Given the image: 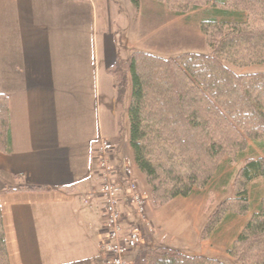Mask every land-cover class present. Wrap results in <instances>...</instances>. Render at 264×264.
<instances>
[{"label": "crops", "instance_id": "crops-1", "mask_svg": "<svg viewBox=\"0 0 264 264\" xmlns=\"http://www.w3.org/2000/svg\"><path fill=\"white\" fill-rule=\"evenodd\" d=\"M111 2L0 0V94L7 97L11 142L9 153L0 152L7 264H106L99 250L105 215L96 151L102 140L113 145L110 160L120 183L122 160L132 158L130 90L119 100L108 70L117 58L149 53L136 50L130 27L134 42L118 54ZM132 178L149 193L134 163ZM23 187L48 191L19 190ZM124 190L123 183L119 210L128 228L135 217ZM147 215L158 227L160 214L147 209ZM199 226L195 248L202 252L190 256L211 258L213 234L201 241ZM147 239L145 247L128 254V262L151 248ZM175 242L171 236L162 246L186 254Z\"/></svg>", "mask_w": 264, "mask_h": 264}, {"label": "trees", "instance_id": "trees-1", "mask_svg": "<svg viewBox=\"0 0 264 264\" xmlns=\"http://www.w3.org/2000/svg\"><path fill=\"white\" fill-rule=\"evenodd\" d=\"M167 1L179 14L184 11L181 7L202 9L212 2ZM217 5L231 8L219 9L213 4L212 15L202 19L201 30L208 38L206 55L190 53L164 59L134 52L128 61L117 58L108 70L119 100L127 88L130 90L128 144L154 204L189 196L210 178L221 154L234 158L243 156L245 150L253 152L248 140L263 154L244 161L237 172L241 193L229 206L223 204L215 210L202 238L223 218L246 213L248 201L243 190L249 182L264 178V72L237 74L225 64L238 68L264 65V0H217ZM10 147L8 102L6 95L0 94V152L9 153ZM19 190L48 191L41 187ZM228 254L238 264H264V204L237 235ZM0 264H7L1 217ZM132 264L225 263L152 248Z\"/></svg>", "mask_w": 264, "mask_h": 264}, {"label": "rangeland", "instance_id": "rangeland-1", "mask_svg": "<svg viewBox=\"0 0 264 264\" xmlns=\"http://www.w3.org/2000/svg\"><path fill=\"white\" fill-rule=\"evenodd\" d=\"M111 1L115 41L116 45H118L116 47L119 55L122 52V48L126 47L128 43L134 42L129 38L130 27L132 28L131 33L134 34L133 37H135L138 44L137 51H147L150 55L164 59H174L180 55L190 53L203 55L209 53L208 38L201 30L200 20L212 15L210 7L213 6V1L211 5L202 7L203 10L181 7L180 9H184L182 14L176 13L173 5L169 1L166 2V0H136L135 4L131 0ZM216 7L225 10L231 8L229 5L228 7L227 5H217ZM241 19L245 20L244 14ZM120 39H122V42ZM225 64L237 74L264 72V65L238 68L227 61ZM124 96H122L121 100L124 99ZM247 142L251 149L253 147V152L248 153V150H245L242 152L244 153L243 156L237 154L234 158L226 152L221 154L213 167V174L210 178L202 187L194 188L193 192L187 197H176L165 203L154 204L151 199L150 188L144 178L149 193L141 192L148 197L147 209L158 212L160 214L159 220H161L158 223V227L151 220L156 234L153 237L148 236V239L151 240L150 249L165 248L162 246L163 243L169 244L172 236L176 238L175 245L177 247L187 250L186 255L202 252L201 249L195 248L197 238V235H195V224L202 225L201 241L207 242L213 234V257L210 259L214 258L225 264H238L228 254V251L238 233L242 231L243 226L258 211L260 205L264 204V178L249 182L243 190L248 201V211L246 213L243 215L237 214L232 220L225 217L214 226L213 231L209 232L206 238H202V234L215 210L219 209L223 204L229 206L241 193L238 190L237 172L244 161L252 156L254 158L263 156L252 140ZM127 158L130 159L129 157ZM165 214H170V217L168 215L165 216ZM200 226L199 228H201ZM145 246L146 240L140 247L143 248ZM144 252L141 251L138 257H141Z\"/></svg>", "mask_w": 264, "mask_h": 264}, {"label": "built area", "instance_id": "built-area-1", "mask_svg": "<svg viewBox=\"0 0 264 264\" xmlns=\"http://www.w3.org/2000/svg\"><path fill=\"white\" fill-rule=\"evenodd\" d=\"M112 145L101 142L97 151L98 169L101 180V195L104 201L105 233L99 248L105 255L106 264H129L126 256L144 243L145 236H152L155 229L146 214L147 197L138 191L132 179V163L128 158L122 162L124 197L135 214V223L128 229L122 225L119 211L122 183L114 180L115 169L110 164Z\"/></svg>", "mask_w": 264, "mask_h": 264}]
</instances>
